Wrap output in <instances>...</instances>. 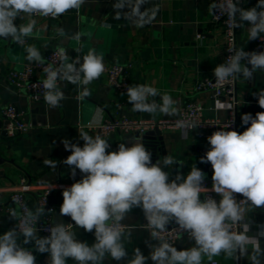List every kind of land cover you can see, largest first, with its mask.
<instances>
[{
	"label": "clouds",
	"instance_id": "1",
	"mask_svg": "<svg viewBox=\"0 0 264 264\" xmlns=\"http://www.w3.org/2000/svg\"><path fill=\"white\" fill-rule=\"evenodd\" d=\"M86 2L0 0V39H10L24 46L26 38L32 37L36 30L37 21L33 17L56 19L70 10L79 11ZM143 2L115 0L116 17L130 8L138 26H143L148 17L147 12H140ZM210 8L223 11L231 19L233 28L243 27L247 22L249 41L264 38V0H258L255 6L247 9L239 7L235 0H220ZM24 16L28 17L27 22L17 26V18L22 20ZM56 31L61 38L82 39L79 32L68 36L63 28ZM74 50L82 56L73 60L65 47L57 45L54 52L57 62L47 63L43 68L45 78L40 86L43 99L51 109L58 108L64 99L61 82L78 86L79 97L83 99L90 95L88 85L105 71L104 57L95 49L86 53L82 48ZM24 51L27 61L45 64L35 45L24 47ZM228 51L231 55L213 70L218 82L237 77L252 80L257 70L264 71V51L248 52L235 47ZM126 95L133 111L153 116L157 113L178 114L176 101L163 94L157 102L155 97L160 94L150 85L128 86ZM256 97L259 107L264 109V90ZM241 122L246 126L242 133L221 129L207 137L210 148L200 162L211 164L210 189L204 186L205 173L196 166L186 176L178 173L170 180L169 172L164 169L183 164L171 155L153 163L152 153L138 137L128 141L130 146L120 143L117 150L109 151L111 145L105 138L78 130L83 146L62 141L65 150L71 153L63 163L69 166L73 177L79 170L82 178L63 189L59 215L70 217L76 228L93 233L95 242L89 245L77 240L73 224L62 221L48 229L50 235L38 236L36 226L46 208L29 209L17 199V206L9 209V216L18 220L19 225L0 235V264H36L34 251L47 253L48 264H67L69 259L76 264H104L108 257L115 261L124 260L128 256L125 241L130 238L131 230L126 237L121 225L134 208L143 211L150 237L158 244L149 245L148 257L136 248L127 264H146L148 259L154 264H203L204 257L212 262L222 253L229 257L235 255L237 259L246 256L251 264H261L264 249L260 247V239L264 238V225H259L256 234L249 236L252 222L245 218V209L241 205L264 208V111L257 112L254 117L245 113ZM176 127L195 128V125L181 119L176 121ZM44 163L52 169L57 167L50 159ZM210 192L217 194L219 201L206 195ZM202 194H205L204 199H201ZM236 194L243 199L238 201ZM172 223L176 225L178 238L187 233L194 246L178 250L167 241L162 233ZM234 225L240 230L233 231ZM29 244L33 247H25ZM249 245H252L251 253Z\"/></svg>",
	"mask_w": 264,
	"mask_h": 264
},
{
	"label": "crops",
	"instance_id": "2",
	"mask_svg": "<svg viewBox=\"0 0 264 264\" xmlns=\"http://www.w3.org/2000/svg\"><path fill=\"white\" fill-rule=\"evenodd\" d=\"M147 1L151 0H144L140 5V12L148 13L143 26H138L137 18L132 15L130 8H126L117 18L113 9L115 0H87L79 11L70 10L58 19L33 17L37 21L36 30L32 37L26 38L24 46L17 45L10 39H0V119H5L3 109L9 103H14L23 110L31 123V111L38 109L30 130L14 139L9 138L12 140L10 148L0 142L1 155L5 158L0 163V202L5 207L0 211V235L16 227L17 220L9 216V209L17 206L12 194L19 190L21 177H25L29 186L26 195L31 209L48 205V199L41 203L44 195L55 200L40 218L50 215L54 223L62 221L64 224H73L72 230L76 233L77 240L89 245L95 242L93 233L76 228L70 217L59 215L63 189L82 178L79 170L73 177L69 166L63 163L71 153L65 150L62 141L68 140L83 146L78 130L83 129L92 136L100 135L111 145L109 151H114L120 143L128 144L133 138L119 131L109 136H104L99 131L98 126L103 121L116 115L155 120L175 119L183 105L197 102L203 106L206 117H219L222 120L229 117L227 97H215L210 90H195L197 80L212 75L214 68L223 62L225 53L224 27L211 20L210 6L213 0H159L155 6H147ZM257 2L243 0L239 7L251 8ZM149 8H153L154 15H150ZM27 20L28 17L24 16L22 20L17 18L15 23L18 26ZM248 26L245 22L243 27L237 28L236 41L238 48L250 52L255 40H248ZM57 28H63L68 36L79 32L82 39L76 41L61 38L57 34ZM28 45H35L42 56L61 45L68 50V55L73 60L82 56V53L74 49L82 48L83 53L95 49L97 54L104 57V64L118 62L127 65L126 72L132 85L155 87L160 94L155 97L157 102L161 95H170L176 101L178 114L167 116L157 113L153 116L133 111L127 95L113 90L104 74L88 85L90 95L83 99L79 97L78 86L61 82L64 99L58 108H49L45 101H32L25 91H16L8 81L9 70L27 62L24 47ZM261 90H264V71L257 70L252 80L237 77L238 104L234 109L237 132L242 133L246 128L241 122L243 114L250 113L254 117L257 112L264 111L259 107L256 97ZM160 131L166 155H171L183 164L164 169L169 172L170 180L175 179L178 173L186 176L196 166L205 173V179L209 183L207 188L210 189L212 171L209 163L200 162L210 148L208 136H200L198 129L184 131L180 128H164ZM163 158L157 152L153 156V163L162 161ZM49 159L57 164L55 169L44 163ZM241 206L245 209V218L252 222L248 235L254 236L258 226L264 225V208L256 209L247 204ZM122 223L126 237L131 230L130 238L125 241L128 256L121 261L108 257L104 264H127L136 248L148 257L151 251L149 245L158 244V241L150 237L147 221L140 208H134ZM38 236L45 237L40 234ZM173 246L178 250H185L194 246V241L182 238ZM25 247L31 248L33 245ZM260 247L264 249V238L260 239ZM34 252L36 264H48L47 253ZM249 252H252V245H249ZM214 262L251 264L246 256L237 260L235 255L229 257L222 253L214 257L212 262L204 257L203 264ZM67 264L76 262L69 259ZM146 264L154 262L148 259Z\"/></svg>",
	"mask_w": 264,
	"mask_h": 264
},
{
	"label": "built area",
	"instance_id": "3",
	"mask_svg": "<svg viewBox=\"0 0 264 264\" xmlns=\"http://www.w3.org/2000/svg\"><path fill=\"white\" fill-rule=\"evenodd\" d=\"M218 2H220V0H213V3ZM235 2L239 6L243 0H235ZM40 18L52 19L51 17ZM211 20L215 23H220L224 27V36L226 41V48L222 62L224 63L229 55H231L228 50L233 47L238 48L236 41L237 28H233L231 19L223 11L212 10ZM55 50L56 48H53L43 56L45 59L44 65L27 61L20 67L11 68L8 73L9 83L15 88L16 91H25L32 101H44L42 95L43 88L40 86L42 80L45 78L43 68L47 63L57 62L58 57L54 55ZM251 51H264V38L261 40H255L250 52ZM127 67V65L118 62L105 63V71L103 74L106 77V81L108 85L119 94H126L127 87L132 86L126 72ZM195 90H210L213 92L215 97H227L229 117L226 120H222L219 117H206L204 116L203 106L201 104L197 102H188L181 107L179 116L175 119H143L121 114L107 118L105 121H103L98 126L99 131L104 136H109L117 131L124 134H129L133 132L144 133L147 130H153L155 128H158L159 130L164 128L178 129L176 127V121L181 119L195 125V128H185L183 129L184 131L198 129L200 136H210L213 132L221 129L236 131V116L234 115V109L238 104L237 78H229V80L226 82H218L214 74H212L210 76L198 79L195 83ZM37 96H39V99L36 98ZM3 115L7 120V125L5 127L6 135L10 139H14L23 135L24 133H27L32 127V123L25 117L23 110L19 109L14 103H9L5 106L3 109ZM209 169L212 171L210 163ZM204 186H209L207 179L204 181ZM19 187V190L14 191L12 194L13 201L15 202L17 199H19L21 204H26L27 207L31 209L26 195V191L28 190L29 186L25 177H21ZM206 195H211L216 200L220 199V197H218L214 192L207 193ZM46 196L47 195L43 196L41 203H44V201L47 199ZM204 198L205 194L203 195L202 199ZM236 198L238 201L243 199V197L239 194H236ZM4 208V205L0 202V211ZM18 225L19 221L17 220L16 227ZM53 225L54 222L50 215L40 218L36 226L37 234L43 235L45 237L50 235L48 229ZM121 227L124 229V224H122ZM232 230L239 231L240 229L238 225H234ZM162 235L171 244L178 242L182 238L189 239L187 233H183L181 238H178L176 225L174 223L170 224L168 226V230L162 233ZM33 254L35 255V252H33ZM214 264H216V262H214Z\"/></svg>",
	"mask_w": 264,
	"mask_h": 264
},
{
	"label": "water",
	"instance_id": "4",
	"mask_svg": "<svg viewBox=\"0 0 264 264\" xmlns=\"http://www.w3.org/2000/svg\"><path fill=\"white\" fill-rule=\"evenodd\" d=\"M159 0H151V1H147V6H155L156 3ZM148 10V9H147ZM148 12L150 13V15L153 14V8H149ZM37 108L32 109L31 113H32V123L35 122V113H37ZM34 114V115H33ZM7 125V120L1 118L0 119V142L5 143V146L7 148H10L12 140H9V138L6 135V131H5V127ZM127 137H138L139 141L142 142L145 147L152 153V161L154 162L155 159L157 157H155V159H153V156H156L157 152H160L161 155L165 156L166 155V151L164 148V141H163V137L161 135V131L158 128H155L153 130H147L144 133H138V132H133V133H129L126 135ZM5 160V158L2 157L1 155V151H0V163H2ZM46 198L48 199V205L45 206L46 210H49L52 205L55 203V200L52 197L51 200V196H46ZM238 260V259H237ZM260 261L261 264H264V257H260Z\"/></svg>",
	"mask_w": 264,
	"mask_h": 264
}]
</instances>
